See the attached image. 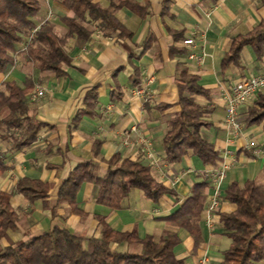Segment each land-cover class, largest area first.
Segmentation results:
<instances>
[{
  "label": "crops",
  "instance_id": "1",
  "mask_svg": "<svg viewBox=\"0 0 264 264\" xmlns=\"http://www.w3.org/2000/svg\"><path fill=\"white\" fill-rule=\"evenodd\" d=\"M98 1L109 8L113 0ZM149 1L151 8L144 20L127 7L117 13L134 33L133 42L118 38L116 34L105 35L99 22L89 41L81 43L75 37L70 38L66 49L73 64L67 67L66 77L40 71L35 62L26 58L25 43L14 53L13 66L0 73V87L4 81L11 80L25 87L26 81L33 79L32 92L38 89L46 92L45 96L33 101L36 117L45 126L32 146L12 150L10 141L0 137L1 157L8 165V170L0 176V191L12 193V204L20 213L18 228L9 231V238L2 240L4 246L44 233L56 225L66 226L86 238L99 237L102 232L99 217L117 231H136L140 237L152 234L159 240L168 227L164 217L185 202L194 184L205 181L208 197L201 221L204 242L196 249L193 237L180 228L182 242L175 253L187 264H201L204 256L208 258L207 264L223 261V251L229 248L231 239L221 222V214L237 209L236 204L226 199L227 189L233 182L243 185L248 180H264V125L250 126L246 122L248 108L258 96L252 103L240 106L243 129L237 137L231 135L225 124L224 96L235 82L263 73L264 56L258 60L253 48L247 46L242 52L241 67L232 65L226 76H221L220 71L233 38L251 31L264 20V0H173L170 14L165 16H162L164 0ZM39 2V14L33 18L36 27L51 23L59 35H64L67 26L62 19L72 15V11L63 0ZM169 29L185 32L184 40L176 45L186 47V54L171 57L174 39ZM151 33L155 37L151 48L141 58L130 60L129 49L140 54L143 42ZM188 39L193 43H186ZM200 57L203 61H199ZM178 62L185 63L192 74L200 77L199 83L212 91L211 97L198 96L197 100L206 110V120L211 122L201 133L220 152L217 164H205L192 152L179 162L166 161L164 138L172 132V119L181 110L175 82ZM134 65L140 68L141 79L135 86L130 81ZM150 77L153 78L149 86L151 98L135 95L133 89L145 84ZM92 90L96 93V106L78 119L80 111L87 107ZM133 127H137V131H133ZM142 138L151 141V149L142 143ZM96 141L102 142L97 155L94 153ZM251 141L255 146H250ZM116 153L150 165L154 176L172 192L154 203L140 189H134L123 199L120 208L111 209L97 202L98 185L85 182L78 194V205L84 215L72 213L68 202L59 201L60 188L78 163L94 160L96 173L103 176L108 169L107 160ZM224 164L229 168L222 180L220 204L210 225L208 208L217 174ZM24 177L48 182L51 185L49 197L32 202L16 192L18 181ZM112 248L139 250L136 244L129 242H115Z\"/></svg>",
  "mask_w": 264,
  "mask_h": 264
},
{
  "label": "trees",
  "instance_id": "2",
  "mask_svg": "<svg viewBox=\"0 0 264 264\" xmlns=\"http://www.w3.org/2000/svg\"><path fill=\"white\" fill-rule=\"evenodd\" d=\"M72 15L63 17L67 32L59 35L51 23H44L37 29L33 18L39 14V0H0V73L6 72L15 62L14 53L18 46L27 43L26 58L37 64L40 71L51 72L57 77L68 76L67 67L73 59L66 49L70 38L85 43L92 38L97 22L107 36L116 34L118 38L133 42L134 33L118 18L123 7L146 19L151 3L149 0H113L109 8L98 0H63ZM173 0H164L162 16L169 15ZM174 39L170 48L171 57L187 53L186 47L177 42L184 40L185 32L169 29ZM151 33L143 42V51L137 54L129 49V59L141 58L154 43ZM24 44V45H25ZM128 45V44H127ZM251 46L257 56H264V20L251 31L233 38L230 49L222 59L221 76H226L232 65L242 66V52ZM130 75L133 86L140 83V68L133 66ZM176 85L178 87L179 113L172 119V132L164 138L166 161L176 163L192 152L205 164H217L221 154L216 146L207 141L202 128L210 126L206 120V110L197 97H211L212 91L199 83L200 77L192 74L182 62L176 64ZM0 87V137L9 140L12 150H22L33 145L45 123L35 114V105L30 92L35 81L28 79L21 87L15 80L4 81ZM87 107L78 114L90 113L96 106V93L90 92ZM246 122L264 125V92L249 106ZM102 142L96 141L94 153L97 155ZM108 169L99 176L94 160L78 163L66 177L59 191V201H66L71 212L84 215L78 205V194L85 182H94L99 191L97 202L111 209H118L124 198L132 190L140 189L147 199L158 203L171 193L153 174L152 167L142 161L124 158L114 154L107 160ZM8 170L0 153V176ZM264 174V167H263ZM207 182L193 185L191 195L172 214L164 217L168 227L156 240L154 235L140 237L136 231L121 232L113 229L104 218L99 217L102 232L99 237L86 238L73 233L68 227L56 225L44 233L33 235L17 243L3 245L9 238V231L17 230L20 213L11 201V192L0 191V264H187L176 256L175 249L182 242L178 229L189 232L198 249L204 242L201 221L206 209ZM51 185L39 179L24 177L16 185L15 191L30 201L49 197ZM226 199L237 205L232 213H222L221 222L231 239L229 248L223 251L224 259L219 264H260L264 261V180L253 179L243 185L233 182L227 189ZM115 242H129L140 245L137 251H118L112 248Z\"/></svg>",
  "mask_w": 264,
  "mask_h": 264
},
{
  "label": "built area",
  "instance_id": "3",
  "mask_svg": "<svg viewBox=\"0 0 264 264\" xmlns=\"http://www.w3.org/2000/svg\"><path fill=\"white\" fill-rule=\"evenodd\" d=\"M29 42L25 44L23 50L27 49ZM186 43L192 44L193 40L188 39L186 40ZM199 61H203V58L200 57ZM152 82H153V78L152 77L148 78L145 84L138 85L133 89L134 94L137 96L146 97V99L151 98L152 91L149 88V86L151 85ZM263 91H264V72L235 82L231 87V89L227 91V93L224 96L226 101L225 124L230 129L231 135L237 137L241 134L243 129V125L239 117L240 106L252 103L254 99ZM45 94L46 92L44 89H38L31 93L30 98L31 100L36 101L39 98L45 96ZM133 131H137V127H133ZM142 143L148 145V147L151 149L152 143L150 140L146 138H142ZM250 146H255V142L251 141ZM228 168L229 166L227 164H224L223 168L220 170L219 174H217L216 177L215 191L211 199V204L208 208L210 225H211L213 213L220 204L221 183L225 177V173ZM207 262H208V258L204 256L201 260V264H207Z\"/></svg>",
  "mask_w": 264,
  "mask_h": 264
},
{
  "label": "rangeland",
  "instance_id": "4",
  "mask_svg": "<svg viewBox=\"0 0 264 264\" xmlns=\"http://www.w3.org/2000/svg\"><path fill=\"white\" fill-rule=\"evenodd\" d=\"M248 49H251V47H249ZM252 50V49H251ZM245 56H244V59L243 60H245ZM136 246H137V248H139L140 249V245H138V244H136ZM260 264H264V261L263 262H261Z\"/></svg>",
  "mask_w": 264,
  "mask_h": 264
}]
</instances>
